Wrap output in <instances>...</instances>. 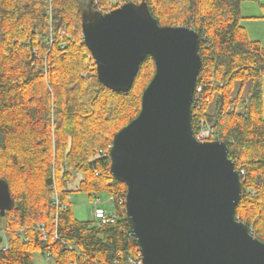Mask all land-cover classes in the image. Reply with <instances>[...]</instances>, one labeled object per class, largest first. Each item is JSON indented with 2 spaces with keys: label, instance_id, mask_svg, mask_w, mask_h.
Masks as SVG:
<instances>
[{
  "label": "trees",
  "instance_id": "16d2710c",
  "mask_svg": "<svg viewBox=\"0 0 264 264\" xmlns=\"http://www.w3.org/2000/svg\"><path fill=\"white\" fill-rule=\"evenodd\" d=\"M145 1L160 26L200 35L192 129L227 145L242 181L236 218L264 243V47L241 24L242 3L262 0ZM130 2L141 0H0V180L13 198L0 214V264H34L35 253L54 264L139 258L110 150L139 115L156 67L149 57L128 93L106 88L82 29ZM74 192L109 195L116 222L78 220Z\"/></svg>",
  "mask_w": 264,
  "mask_h": 264
},
{
  "label": "water",
  "instance_id": "95a60500",
  "mask_svg": "<svg viewBox=\"0 0 264 264\" xmlns=\"http://www.w3.org/2000/svg\"><path fill=\"white\" fill-rule=\"evenodd\" d=\"M82 29L99 81L114 92L128 93L148 58L155 63L139 115L110 150L143 264H264V243L236 218L242 181L227 145L199 141L192 129L197 31L160 26L145 0L94 14ZM12 205L0 180L2 217Z\"/></svg>",
  "mask_w": 264,
  "mask_h": 264
},
{
  "label": "rangeland",
  "instance_id": "374dc122",
  "mask_svg": "<svg viewBox=\"0 0 264 264\" xmlns=\"http://www.w3.org/2000/svg\"><path fill=\"white\" fill-rule=\"evenodd\" d=\"M261 3L263 7L254 2L242 3L241 8L244 19L241 24L246 29L250 39L260 41L264 47V0ZM99 200L97 202L96 199H91L84 193L74 192L71 196V207L75 217L80 221L94 220L96 207L108 212L114 209L109 195L101 194ZM5 241L6 238L3 239V243ZM33 260L34 264H54L50 257L43 256L40 253H35Z\"/></svg>",
  "mask_w": 264,
  "mask_h": 264
},
{
  "label": "built area",
  "instance_id": "2783aa9c",
  "mask_svg": "<svg viewBox=\"0 0 264 264\" xmlns=\"http://www.w3.org/2000/svg\"><path fill=\"white\" fill-rule=\"evenodd\" d=\"M199 141H208L210 138V131L209 130H204L203 132H201V134L199 136L196 137ZM100 200H98L97 202H99ZM95 219L100 222L101 225H110V224H114L116 222L117 219V214L115 211H104L102 209H99L96 207L95 210ZM3 250H6V246L5 248H3ZM133 264H143L142 262V256L141 254H139V258L133 262Z\"/></svg>",
  "mask_w": 264,
  "mask_h": 264
},
{
  "label": "bare ground",
  "instance_id": "6f19581e",
  "mask_svg": "<svg viewBox=\"0 0 264 264\" xmlns=\"http://www.w3.org/2000/svg\"><path fill=\"white\" fill-rule=\"evenodd\" d=\"M93 58V57H92ZM203 142H205V141H203ZM208 142H211V141H208ZM141 254V253H140Z\"/></svg>",
  "mask_w": 264,
  "mask_h": 264
}]
</instances>
